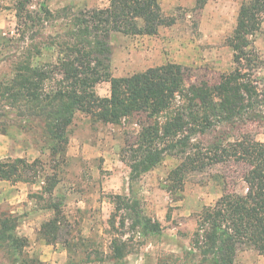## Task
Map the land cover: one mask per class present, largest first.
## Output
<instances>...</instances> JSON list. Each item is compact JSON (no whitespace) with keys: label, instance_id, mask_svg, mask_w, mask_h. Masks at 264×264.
<instances>
[{"label":"trees","instance_id":"trees-1","mask_svg":"<svg viewBox=\"0 0 264 264\" xmlns=\"http://www.w3.org/2000/svg\"><path fill=\"white\" fill-rule=\"evenodd\" d=\"M205 2L197 0L200 8ZM31 7L30 0L16 4L19 37L8 46L22 45L11 57L12 77L0 80V116L9 108L21 119H42L45 149L54 156L65 151L67 129L77 112L106 124L135 125L136 132H127L122 151L131 184L166 157L180 161L169 175L173 188L182 187L188 173L213 165L241 167L236 177L245 191L226 190L213 206L203 208L186 255L196 264H235L238 252L247 248L264 256V142L245 130L233 134L263 118L264 82L252 73L260 62L252 43L263 22L264 0L242 6L230 39L235 50L233 71L198 73L168 63L120 78L111 74L112 39L116 34L153 36L161 26H171L175 19L163 15L159 0H109L107 8H79L65 14L70 20L65 32L46 36L60 13ZM47 45L57 49L58 57L35 66L33 60ZM103 82L110 83V96L96 93ZM37 164L38 160L0 157V181L30 182L25 174ZM236 177L229 176L231 182ZM55 187L56 183L45 186L38 194L41 199L50 195L48 208L55 217L42 230L53 240L58 238L61 213ZM113 197L116 210L129 211L131 226L142 236L162 235L161 223L143 214L138 199ZM17 227L15 217L0 215V248L13 263L37 264L26 254L29 241L17 234ZM125 248V243L113 242L112 258L124 259Z\"/></svg>","mask_w":264,"mask_h":264},{"label":"rangeland","instance_id":"rangeland-1","mask_svg":"<svg viewBox=\"0 0 264 264\" xmlns=\"http://www.w3.org/2000/svg\"><path fill=\"white\" fill-rule=\"evenodd\" d=\"M17 1L0 0V80L12 77L11 57L22 45L15 42L13 47L8 46L19 37ZM77 1L30 0L32 9L45 6L60 13L54 25L44 32L45 36L65 32L70 22L64 18L65 14L79 9ZM247 2L253 0H206L200 8L194 0L192 5L178 7L169 14L175 19V25L164 30L162 26L153 36L116 34L112 39V76H130L168 63L181 64L198 73L233 71L235 50L230 39L242 6ZM63 7L71 9L61 13ZM262 17L252 43L260 62L252 73L264 82ZM58 55L55 47L47 45L33 64L54 62ZM110 88V83L103 82L96 87V93L101 97L110 96ZM5 110L8 113L0 116L1 159L24 158L28 163L38 160V164L25 174L30 182L6 181V185H18V188L9 190L13 191L12 195L5 191L7 196H0V215L16 218L17 234L29 241L25 252L37 264H196L197 260L188 258L186 251L203 208L213 206L226 190L245 191V185L237 178L242 168L221 164L188 173L182 187L173 188L169 175L180 163L176 157H166L131 184L130 169L122 161V151L126 134L136 132L135 125L106 124L77 112L67 129L69 142L65 151L54 156L45 149L46 128L42 119L25 120L16 111ZM262 116L233 134L245 130L264 142V112ZM229 176L237 179L231 182ZM53 183H56L53 194L61 206L56 240L45 238L42 230L55 217V212L48 208L50 195L45 193L42 199L38 195ZM114 195L138 199L143 214L161 223L162 235L142 236L138 228L131 226L129 211L116 210ZM115 241L126 245V256L119 261L111 256ZM12 260L0 248V264H16ZM235 264H264V256L247 248L238 252Z\"/></svg>","mask_w":264,"mask_h":264},{"label":"crops","instance_id":"crops-1","mask_svg":"<svg viewBox=\"0 0 264 264\" xmlns=\"http://www.w3.org/2000/svg\"><path fill=\"white\" fill-rule=\"evenodd\" d=\"M104 1H105V3H103V0H78L77 2H79V6H78L79 8H89V9H92V8H107L109 6V0H104ZM106 1H107V4H106ZM159 2H160V6H161V9H162V12L165 13L166 15L170 16V17H173L172 15H169V14H172L175 11L176 8L181 7V6L192 5L194 0H159ZM164 29H168V26H165L163 28V30ZM143 37H147L148 38L150 36H143ZM151 68H154V67H151ZM6 184H7L6 181H0V188H4L5 187V190H3V189L0 190V192L2 193V194H0V196H3L4 194L6 195V192H7V194L10 192V194H8V195H12L13 191H9V190H15V189L18 188L17 187L18 185L17 186L16 185L15 186H13V185L11 186V185H6ZM23 186H25V185H23Z\"/></svg>","mask_w":264,"mask_h":264}]
</instances>
